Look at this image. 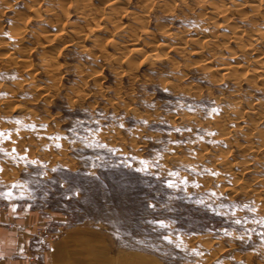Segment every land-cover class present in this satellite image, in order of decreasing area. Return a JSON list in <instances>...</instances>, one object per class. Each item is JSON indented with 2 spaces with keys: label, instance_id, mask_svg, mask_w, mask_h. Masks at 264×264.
<instances>
[{
  "label": "rangeland",
  "instance_id": "374dc122",
  "mask_svg": "<svg viewBox=\"0 0 264 264\" xmlns=\"http://www.w3.org/2000/svg\"><path fill=\"white\" fill-rule=\"evenodd\" d=\"M58 2L0 0V205L90 226L123 264H264V80L250 74L264 3L62 0L64 16ZM47 39L59 46L45 64Z\"/></svg>",
  "mask_w": 264,
  "mask_h": 264
},
{
  "label": "crops",
  "instance_id": "0c3cea01",
  "mask_svg": "<svg viewBox=\"0 0 264 264\" xmlns=\"http://www.w3.org/2000/svg\"><path fill=\"white\" fill-rule=\"evenodd\" d=\"M11 205H0L3 264H123V254L109 247L100 231L85 224L68 225L55 213L17 203L13 212ZM132 255L139 258V253Z\"/></svg>",
  "mask_w": 264,
  "mask_h": 264
},
{
  "label": "bare ground",
  "instance_id": "6f19581e",
  "mask_svg": "<svg viewBox=\"0 0 264 264\" xmlns=\"http://www.w3.org/2000/svg\"><path fill=\"white\" fill-rule=\"evenodd\" d=\"M34 1H36V0H34ZM62 1V0H61ZM61 1L59 0V2L61 3ZM256 1H259V3L262 5V3H264L263 1L261 2V0H256ZM23 2V1H22ZM39 2V1H38ZM50 2V1H49ZM58 2V3H59ZM108 2V1H107ZM115 2V0H111V3H114ZM217 2V1H216ZM221 2H222V0H221ZM227 2V1H226ZM231 2V1H230ZM57 3V2H56ZM77 3V2H76ZM211 3V2H210ZM232 3V2H231ZM235 3H237V2H235ZM246 3V2H245ZM253 3V2H252ZM25 4V3H24ZM63 2L61 3V5L59 4V11L61 12V10L63 9L64 10V8H63ZM86 4V3H85ZM84 4V5H85ZM207 4H209V3H207ZM213 5H214V1H213V3H212ZM216 4V3H215ZM237 4H239V2L237 3ZM242 4V3H241ZM31 5V4H30ZM200 5V4H199ZM230 5H234V3L233 4H230ZM254 5V4H253ZM253 5H251L252 6V8L254 7L255 8V6H257V4L255 5V6H253ZM28 6V4L26 5V7ZM32 7H34L35 6V4H33V5H31ZM77 6V5H76ZM76 6H75V8H76ZM219 6H221L220 4H219ZM219 6H215V7H218L219 8ZM235 6H237L236 4H235ZM264 6V5H263ZM202 7V6H201ZM204 7V6H203ZM211 7V6H210ZM223 7V6H222ZM221 7V8H222ZM226 7V6H225ZM234 7V6H233ZM243 7V6H242ZM259 7V6H258ZM61 8V9H60ZM213 7H211V9H212ZM219 8V10L217 11V10H215V11H217V13L218 12H225V9H227V8ZM241 8V7H240ZM66 9V8H65ZM94 9V8H93ZM124 9V8H123ZM145 9V8H144ZM143 9V10H144ZM146 9H148V7L146 8ZM14 10V9H13ZM83 10V9H82ZM242 10V9H241ZM255 10V9H254ZM258 9H256V11H257ZM34 11V10H33ZM47 11V10H46ZM115 11V10H114ZM255 11V12H256ZM21 12V11H20ZM27 12V11H26ZM65 12V11H64ZM246 12V11H245ZM253 12V11H252ZM258 12H259V10H258ZM54 13V12H53ZM62 14H63V12H61ZM87 13V12H86ZM116 13V12H115ZM123 13V12H122ZM216 13V14H217ZM220 13V14H221ZM243 13V12H242ZM249 13V12H248ZM247 13V14H248ZM260 14H259V16L261 17V15L262 16H264V9H260V12H259ZM54 14H56V13H54ZM59 14V13H58ZM98 14V13H97ZM100 14V13H99ZM200 14V13H199ZM245 14V13H244ZM64 16H65V14H63ZM92 15V14H91ZM116 15V14H115ZM225 15V14H224ZM241 15V14H240ZM246 15V14H245ZM244 15V16H245ZM253 15V14H252ZM41 16V15H40ZM136 16V15H135ZM18 17V16H17ZM30 17V16H29ZM35 17V16H34ZM256 17H257V15H256ZM83 18H85V17H83ZM133 18V17H132ZM141 18V17H140ZM210 18V17H209ZM214 18V17H213ZM246 18H248V17H246ZM263 18V17H262ZM110 19V18H109ZM119 19V18H118ZM227 19V18H226ZM57 20V19H56ZM96 20V19H95ZM142 20V19H141ZM210 20V19H209ZM254 20V19H253ZM19 21V20H18ZM59 21V20H58ZM136 21V20H135ZM138 21V20H137ZM144 21V20H143ZM223 21V20H222ZM259 21V20H258ZM60 22H61V20H60ZM88 22V21H87ZM110 22V21H109ZM264 22V21H263ZM71 23V22H70ZM56 24V23H55ZM264 24V23H263ZM262 24V25H263ZM73 25V24H72ZM116 25V24H115ZM236 25V24H235ZM16 26V25H15ZM23 26V25H22ZM71 26V25H70ZM121 26V25H120ZM200 26V25H199ZM234 25H232V26H230V27H233ZM239 26V25H238ZM117 27V26H116ZM79 28V27H78ZM236 28V27H235ZM63 29V28H62ZM234 29V28H233ZM243 29V28H242ZM263 28H261V30H262ZM133 30V29H132ZM131 30V31H132ZM237 30V29H236ZM235 30V31H236ZM255 30H256V28H255ZM61 31V30H60ZM63 31V30H62ZM72 31V30H71ZM108 31V30H107ZM203 31V30H202ZM250 31V30H249ZM68 32H70V31H68ZM91 32V31H90ZM241 32V31H240ZM244 32V31H243ZM243 32H241V33H243ZM254 32V31H253ZM263 32V31H262ZM61 33V32H60ZM75 33V32H74ZM126 33V32H125ZM245 33V32H244ZM250 33V32H249ZM252 33V32H251ZM205 34V33H204ZM237 34V33H236ZM247 34V33H246ZM254 34V33H253ZM264 34V33H263ZM17 35V34H16ZM126 35V34H125ZM134 35V34H133ZM261 35V34H260ZM250 36H251V34H250ZM254 36V35H253ZM252 36V37H253ZM59 37V36H58ZM89 37H92V39H96L97 38V33H95V32H93V33H91L90 35H89ZM102 37H104V36H102ZM236 37V36H235ZM240 37V36H239ZM255 37V36H254ZM261 38H264V36H262L261 35V37L258 35V37H255L254 38V41H256L255 43H257L258 44V42L260 41V39ZM197 39V38H196ZM124 40V39H123ZM134 40V39H133ZM132 40V41H133ZM262 40H264V39H262ZM46 41V40H45ZM44 41V42H45ZM199 41V40H198ZM137 42H138V40H137ZM192 42V41H191ZM261 42V41H260ZM263 42V41H262ZM33 43V42H32ZM176 43V42H175ZM104 44V43H103ZM113 44V43H112ZM117 44V43H116ZM134 44H135V42H134ZM138 44V43H137ZM153 44V43H152ZM159 44V43H158ZM160 44H161V42H160ZM174 44V43H173ZM245 44H247V43H245ZM244 44V45H245ZM252 44V43H251ZM250 43H249V45H250V47L252 46ZM261 44V43H260ZM57 45L58 44H56L55 42H52V40L50 39V40H48L47 39V41L44 43V48L47 50V52H48V54L46 55V57L44 58V60H42L43 61V63L45 62V64L46 63H48V62H50V61H52V59H53V57L55 56H52L53 55V53L54 52H56L55 50H56V48H57ZM61 45V44H60ZM115 45V44H114ZM170 45V44H169ZM199 45V44H198ZM242 45H243V43H242ZM59 46V45H58ZM100 46V45H99ZM113 46V45H112ZM161 46V45H160ZM164 46H165V43H164ZM167 46V45H166ZM258 46V45H257ZM115 47H117V46H115ZM134 47V46H133ZM136 47V46H135ZM135 47H134V50H135ZM155 47V46H154ZM171 47V46H170ZM169 47V48H170ZM173 47V46H172ZM171 47V48H172ZM181 47V46H180ZM201 47V46H200ZM252 47H254V46H252ZM86 48V47H85ZM157 48V47H156ZM175 48V47H174ZM209 48V47H208ZM238 48H242V46H240V47H238ZM244 48V47H243ZM59 49V48H58ZM154 49V48H153ZM251 51L253 50V49H251V48H249ZM248 49V50H249ZM162 50V49H161ZM160 50V51H161ZM192 50V49H191ZM207 50V49H206ZM22 51V50H21ZM105 51V50H104ZM136 51H137V53H138V55H140V52L141 51H143L142 50V48L141 47H136ZM159 51V49H154L153 50V55L151 56L153 59H159V58H162V57H164V53H166V52H164L163 53V51H161L160 52ZM177 51V50H176ZM242 51V50H241ZM244 51V50H243ZM246 51V50H245ZM260 51V50H259ZM213 52V51H212ZM27 53V52H26ZM100 53V52H99ZM151 53V52H150ZM196 53V52H195ZM208 53V52H207ZM249 53V52H248ZM55 54V53H54ZM91 54V53H90ZM93 54V53H92ZM152 54V53H151ZM233 54V53H232ZM102 55V54H101ZM103 55H105V54H103ZM150 55V54H149ZM149 55H148V57H149ZM193 55V54H192ZM198 55V54H197ZM223 55V54H222ZM236 55V54H235ZM238 56V55H237ZM236 56V57H237ZM5 57H9L10 59H12V58H14L15 57V53H13V52H9V53H7V56H5ZM23 57V56H22ZM141 57V56H140ZM207 57V56H206ZM258 57H259V55H258ZM21 58V57H20ZM20 58H18V59H20ZM152 58H150L151 60H153ZM15 59V58H14ZM18 59H16V60H18ZM43 59V58H42ZM55 59V58H54ZM53 59V61H57V60H54ZM254 59V58H253ZM25 61L24 59H22L21 58V61ZM145 60H146V58H145ZM148 60H149V58H148ZM174 60V59H173ZM8 61H11V60H8ZM256 61H258L257 62V64H258V70L256 71V68L255 69H253V68H251V70H252V73L250 72V74L251 75H253L254 74V76H255V74H256V76L257 77H260V78H262L263 80H264V56H262V57H259V58H257V60H254V62H256ZM222 62H225V61H222ZM235 62H237V61H235ZM239 62V61H238ZM20 63V62H19ZM42 63V62H41ZM208 63V62H207ZM229 63V62H228ZM49 64H53V63H49ZM48 64V65H49ZM198 64V63H197ZM21 65V64H20ZM40 65V64H39ZM54 65V64H53ZM52 65V66H53ZM56 65V64H55ZM236 65V64H235ZM234 65V66H235ZM240 65V64H239ZM246 65V64H245ZM51 66V65H50ZM50 66H49V68H50ZM51 66V67H52ZM241 66H242V64H241ZM201 67V66H200ZM206 67V66H205ZM232 67V66H231ZM240 67V66H239ZM249 67V66H248ZM41 68V67H40ZM48 68V67H47ZM210 68V67H209ZM226 68V67H225ZM235 68V67H234ZM233 68V69H234ZM243 68V67H242ZM247 68V67H246ZM43 69V68H42ZM205 69V68H204ZM215 69V68H214ZM237 69V68H236ZM240 69V68H239ZM248 69V68H247ZM45 70H47V69H45ZM235 70V69H234ZM30 71V70H29ZM242 71H244V70H242ZM250 71V70H249ZM185 72V71H184ZM261 72V73H260ZM240 73H241V71H240ZM245 73V72H244ZM30 73H28V75H29ZM247 74V73H246ZM52 75V74H51ZM185 75V74H184ZM227 75V74H226ZM32 76V75H31ZM238 76V75H237ZM250 76V75H249ZM50 77V76H49ZM242 77H243V74H242ZM247 77V76H246ZM239 77H237V79H238ZM227 79H228V77H227ZM236 79V78H235ZM246 79V78H245ZM249 79V78H248ZM261 79V80H262ZM232 81V80H231ZM244 81V80H243ZM26 89V88H25ZM27 91V90H26ZM241 116V115H240ZM237 117V116H236ZM238 121V120H237ZM222 122V121H221ZM251 122H253V121H251ZM214 123H215V121H214ZM251 124H253V123H251ZM222 126V125H221ZM229 127V126H228ZM222 129V128H221ZM228 129V128H227ZM258 134V133H257ZM260 134V133H259ZM259 136H261V135H259ZM261 138V137H260ZM261 145H264V143L263 144H261ZM255 147V146H254ZM237 190V189H236Z\"/></svg>",
  "mask_w": 264,
  "mask_h": 264
},
{
  "label": "snow or ice",
  "instance_id": "6c2138e0",
  "mask_svg": "<svg viewBox=\"0 0 264 264\" xmlns=\"http://www.w3.org/2000/svg\"><path fill=\"white\" fill-rule=\"evenodd\" d=\"M0 95H6V93H0ZM145 123H146V121H145ZM33 127H35V126L33 125ZM42 127H46V126L42 125ZM120 127H123V125L121 124ZM5 136H6V134L4 132L0 131V141H2L5 138ZM174 143H179V142L178 141H174ZM60 146L61 145L57 144V147H60ZM87 146L88 147L98 146V147H101V148L107 147V145L99 144V142H97L95 145L89 143ZM108 150H109V152L119 151V150H114V149H111V148H109ZM0 152H3L5 155L11 156V153H8L3 148H0ZM12 152H15V149H13ZM11 158L12 159H17V157H15V156H12ZM135 159H136L135 157H127V158H125V160L122 163L125 166H127V167H133V165H132V163L130 161L135 160ZM27 162L33 163V164L37 163V161H35V160L27 161ZM139 163H140V166L138 168H136L135 171H137V172H147L148 168L150 167L149 162L141 160ZM92 167L95 168L96 164L93 163ZM2 171H3V168L0 167V172H2ZM90 175L94 176L95 174L94 173H90ZM169 175H177V174L176 173H169ZM164 183L167 184L168 188L177 187V184L174 183L172 180H166V181H164ZM183 183L186 185L188 183V181L185 179L183 181ZM193 184H194V186L199 187V185L195 184V182H193ZM13 187H15V185ZM67 192L70 194L69 195V199H71L73 196L78 197L80 195L79 187L74 185V184H71V183L69 185V188L67 189ZM0 196H6L7 198L11 199L12 190L9 189L7 192H0ZM199 203H204V201L201 200V201H199ZM11 207H12V211L15 212L17 205L16 204H12ZM146 207L147 208H155V204L146 202ZM223 207H226V206L225 205H221V208H223ZM213 210L215 211V209H213ZM221 214H223V213H221ZM260 222L264 223V220H261ZM148 223L153 225L154 228H160V229H165V230H168V229H170L172 227V222L170 220H165V219H154V220L148 221ZM237 223H240V221H237ZM224 234L225 235H231V233L227 232V230H224ZM163 239L168 240L169 242L172 241V237H170L168 235H165L163 237ZM241 239L243 240L244 237H241ZM175 247L176 248H180L181 244L177 243L175 245ZM20 251L23 252V249H20ZM196 254L199 255L198 252ZM5 259H6V257L4 256V254L2 252H0V264H3V261Z\"/></svg>",
  "mask_w": 264,
  "mask_h": 264
}]
</instances>
